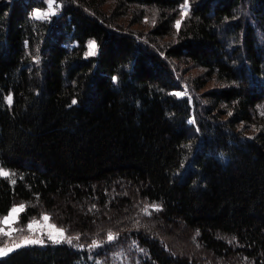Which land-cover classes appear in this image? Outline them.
I'll return each instance as SVG.
<instances>
[{
    "label": "trees",
    "instance_id": "16d2710c",
    "mask_svg": "<svg viewBox=\"0 0 264 264\" xmlns=\"http://www.w3.org/2000/svg\"><path fill=\"white\" fill-rule=\"evenodd\" d=\"M105 1L38 19L43 0H0V171L16 174L0 175V215L26 202L24 221L47 211L104 243L22 247L0 264H201L171 237L213 264H264V0H118L113 13L134 6L138 22L157 10L146 39L112 28ZM183 64L199 89L216 84L197 112L178 95ZM109 233L132 240L114 249Z\"/></svg>",
    "mask_w": 264,
    "mask_h": 264
},
{
    "label": "rangeland",
    "instance_id": "374dc122",
    "mask_svg": "<svg viewBox=\"0 0 264 264\" xmlns=\"http://www.w3.org/2000/svg\"><path fill=\"white\" fill-rule=\"evenodd\" d=\"M45 3V7L42 8H36L33 12L36 13L37 11L44 13V12H48L49 11V4H50V0H43ZM62 4H63V0H54V3L52 4V7L55 9V14L54 15H49L47 19H51L53 16L58 15L61 11L62 8ZM118 6V0H106L105 4H103L102 9H103V13H105L109 18H114L113 20H111L110 25L112 28H122L121 26H123L125 30L127 31H136L138 32V35H141L142 37H145L146 39V33L147 31H149V29L154 26V24L156 23L157 20V10L153 9V8H143V12L141 13V20L138 22V20L135 18L138 13H137V8L132 6L130 7L131 10L127 13L124 14L122 16L116 15L115 12L116 8ZM191 6L190 3L188 1H186L181 9H180V20H182L183 18L186 17L187 14H185V11H187V13L190 11ZM35 16V15H34ZM43 19V18H40ZM121 25V26H119ZM135 33V32H134ZM93 42V41H91ZM90 42V43H91ZM96 46V44H95ZM97 47H95L96 49ZM180 72H182L183 74H181V76L183 77V79H186L188 81L187 82H183L182 88L180 90H178V95L179 96H187L194 108H196V112H197V107L200 104L201 106L205 105V100L203 97V93L205 91H207L208 89L213 88V86H215V82H209L205 87L199 89L197 83L195 82V78L198 77V75L200 74L201 70L200 69H190V70H185L187 69L185 68L186 66L181 65L180 66ZM190 84V85H189ZM191 123H194V119H191ZM1 171L7 172L9 173V178L14 181L16 178V174L12 171H10L7 168L2 167ZM126 190V189H125ZM127 191V190H126ZM23 205V211H21L18 214V218L16 219V222L13 223L11 225V228L15 229V231L11 232V235H3L0 234V248H4V247H11L14 243H22L25 239H37L40 238L43 240L42 244H23V246L16 248L15 250L9 252L6 255L0 256V258L6 257L8 255H10L12 252L22 248V247H27V246H34V245H47V244H58L57 242L49 239L48 237V233L52 232L53 235H56L58 237V232L57 230H63L64 232V236L66 238H71L72 239V245L74 246H78L81 248H88L91 251H97L100 248L103 247L104 243L103 242H99L97 240H91V241H84L81 236L79 234H72L70 233L64 226L58 224L54 219L52 214H50V212H42L40 213L38 216L36 217H32L30 220L24 221L23 220V214L26 211V208L28 206V204L26 202H21L18 203L16 205H14L12 208L14 207H19ZM155 206V207H154ZM145 210L150 213L153 214V212H157L158 209L160 208V204L158 203H154V202H145L144 204ZM11 208V209H12ZM11 211V210H10ZM9 211V213H10ZM9 213L4 214V215H0V220H2L3 218L7 217L9 215ZM109 214H112V212H109ZM129 212H125L124 216L127 215L128 216ZM44 216H48L49 219L47 221L43 220ZM132 220V219H131ZM130 225H132V223H134L133 221H130ZM29 225H33V229L32 231L29 230L28 226ZM0 228H3L4 232H8L9 228L8 226H4L2 224H0ZM175 234L178 233V229H176L174 231ZM113 236L115 237L113 240H117L120 236V240L119 243L116 244V246L114 247V249H117L119 247L120 244L124 243V244H129V242L132 240V238L128 237H124L122 236V234L120 233V235L118 233L113 234ZM78 237V239H77ZM111 240V241H113ZM172 242V244L175 246V251L178 252V254L184 255L185 253L188 254V256L193 257V259H196V257H200V262L201 264H213V259L211 258L210 254L208 252H206L203 248H201L200 246H195V244L193 246H188V249H183L181 247L180 242H178L176 239L172 240V237L170 239H168ZM110 241L108 238L106 240V242ZM59 243H67V240H62ZM96 244L97 246L93 247V244ZM133 249H137L141 252L144 253V249L142 247H140L139 245H137V242H134L133 240V244H132ZM123 249V248H122ZM108 255L111 256L114 254V251H110V249H108ZM217 264H222V262H218Z\"/></svg>",
    "mask_w": 264,
    "mask_h": 264
},
{
    "label": "snow or ice",
    "instance_id": "6c2138e0",
    "mask_svg": "<svg viewBox=\"0 0 264 264\" xmlns=\"http://www.w3.org/2000/svg\"><path fill=\"white\" fill-rule=\"evenodd\" d=\"M54 3V0H50V4H49V11L48 12H44V13H41L39 11H37L36 13H34L35 17L40 19V18H43V19H47L49 15H54L55 14V9L52 7V4ZM185 14H187V11H185ZM179 25H180V22L178 21L177 22V28H179ZM89 54L92 55V54H95V42H91L89 44ZM11 102V98H9V103ZM73 103H75V101H73ZM0 175L2 176H9V173L7 172H4V171H0ZM15 181H13L14 183ZM23 205L19 206V207H14L11 209L9 215L5 218H3L2 220H0V224L4 225V226H8L9 228V231L8 232H4L3 228H0V234H3V235H11V232L15 231V229L11 228V225L13 223L16 222V219L18 218V214L23 211ZM155 207V206H154ZM49 219L48 216H44L43 217V220L44 221H47ZM29 230L32 231L33 229V225H29L28 226ZM58 232V237L56 235H53L52 232H49L48 233V237L49 239L59 243L61 242L62 240H67V243L71 244L72 243V239L71 238H66L64 236V232L63 230H57ZM115 237L113 236V234L109 233V236H108V239L111 241L113 240ZM78 239V237H77ZM43 243V240L40 239V238H37V239H25L22 243H14L11 247H4V248H0V256H3V255H6L8 254L9 252L15 250L16 248H19L21 246H23V244H42ZM97 246L95 243L93 244V247Z\"/></svg>",
    "mask_w": 264,
    "mask_h": 264
},
{
    "label": "built area",
    "instance_id": "2783aa9c",
    "mask_svg": "<svg viewBox=\"0 0 264 264\" xmlns=\"http://www.w3.org/2000/svg\"><path fill=\"white\" fill-rule=\"evenodd\" d=\"M97 51V50H96Z\"/></svg>",
    "mask_w": 264,
    "mask_h": 264
}]
</instances>
